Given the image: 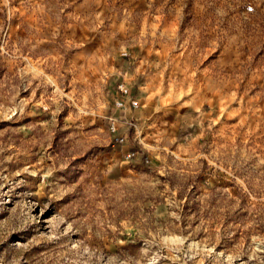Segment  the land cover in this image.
Returning a JSON list of instances; mask_svg holds the SVG:
<instances>
[{
  "label": "rangeland",
  "instance_id": "obj_1",
  "mask_svg": "<svg viewBox=\"0 0 264 264\" xmlns=\"http://www.w3.org/2000/svg\"><path fill=\"white\" fill-rule=\"evenodd\" d=\"M0 264H264V0H0Z\"/></svg>",
  "mask_w": 264,
  "mask_h": 264
},
{
  "label": "built area",
  "instance_id": "obj_2",
  "mask_svg": "<svg viewBox=\"0 0 264 264\" xmlns=\"http://www.w3.org/2000/svg\"><path fill=\"white\" fill-rule=\"evenodd\" d=\"M118 89L121 92V98L116 101V108L121 111L134 110L137 111L140 107V103L137 99L131 96V91L125 87V85H120ZM109 131L114 135L115 139L119 143H125L126 137L120 131V125L117 118H109ZM135 153H128V158L133 157Z\"/></svg>",
  "mask_w": 264,
  "mask_h": 264
}]
</instances>
